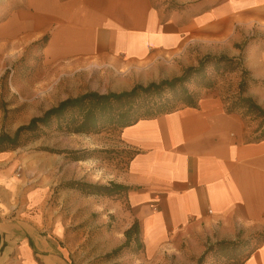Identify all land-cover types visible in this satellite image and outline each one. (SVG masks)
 Segmentation results:
<instances>
[{"label": "crops", "instance_id": "crops-1", "mask_svg": "<svg viewBox=\"0 0 264 264\" xmlns=\"http://www.w3.org/2000/svg\"><path fill=\"white\" fill-rule=\"evenodd\" d=\"M172 1L166 9L153 0H24L0 20V38L28 44L46 37V63L133 75L208 39L231 48L251 26L264 36V0ZM120 140L133 151L115 181L129 188L124 230L137 221L147 252L185 242L197 257L200 244L238 240L254 248L243 264H264V139L244 140L241 118L226 112L221 97L138 120L120 130ZM14 197L0 187L1 253L22 264H62L66 247L46 229L26 216L4 221Z\"/></svg>", "mask_w": 264, "mask_h": 264}, {"label": "rangeland", "instance_id": "rangeland-1", "mask_svg": "<svg viewBox=\"0 0 264 264\" xmlns=\"http://www.w3.org/2000/svg\"><path fill=\"white\" fill-rule=\"evenodd\" d=\"M24 0H0V20L11 10L23 5ZM166 9L175 6L172 0H153ZM42 42L28 44L4 41L0 38V133L12 134L32 117L40 116L58 102L84 93L122 92L134 85H147L181 75L187 67L197 66L204 56L224 55L241 61L249 71L245 96L259 105L264 102V36L257 28L243 30L239 43L225 50L217 49V40H205L202 46H191L185 55H165L127 73V68L117 72L109 66L97 65L91 70H72L63 63L49 64L43 59ZM208 75L216 78L212 90H201L204 95H218L230 103L239 96L238 84L241 70L217 72L206 68ZM217 75V76H216ZM189 87L194 89L193 84ZM243 122L244 140H255L262 127L260 119L235 112ZM119 127L105 126L89 134H69L56 128V122L44 129L43 135L15 150L0 152V187L14 194L4 221L26 216L31 223L50 232L59 245L66 247L62 264H196V254L184 251L185 242L175 247L147 252L135 243L115 257L107 254L125 241L127 223L123 194L91 195L65 188L69 181L93 185L116 183L127 167L133 151L123 146ZM55 151H79L86 156L72 161L66 154ZM110 180V181H109ZM109 203V207H108ZM121 240L118 239H123ZM182 240V239H181ZM203 245V252L209 245ZM108 249V250H107ZM202 252V253H203ZM206 264H228L207 258ZM236 263V262H235ZM0 264H22L15 253H0Z\"/></svg>", "mask_w": 264, "mask_h": 264}, {"label": "trees", "instance_id": "trees-1", "mask_svg": "<svg viewBox=\"0 0 264 264\" xmlns=\"http://www.w3.org/2000/svg\"><path fill=\"white\" fill-rule=\"evenodd\" d=\"M41 38L38 43L45 41ZM212 66L217 72H234L241 70L242 77L238 84L239 96L230 103L223 101L227 113L240 111L244 116L260 119V135L255 140L264 139V108L253 98L245 96L249 82H257L249 78V71L244 69L241 61L224 55H207L198 61L197 66L185 68L181 75L147 85H134L128 91L98 93L90 91L77 97L66 98L55 106L45 110L40 116L32 117L27 124L20 125L12 134L0 133V152L15 150L33 140L39 139L44 129L56 122V128L69 134H89L102 130L105 126L124 128L138 120L152 118L169 113L183 106L197 107L201 99V90H212L216 86V78L208 75L206 68ZM217 76V75H216ZM193 84L194 89L189 87ZM222 99V97H221ZM66 154L72 161L83 160L86 156L79 151H55ZM65 188L79 190L91 195L123 194L126 196L129 188L117 183L109 185H93L80 181H69ZM125 241L106 257H115L128 248L131 242L136 249L143 244L140 240V229L134 221L124 231ZM264 239V235H263ZM5 247V241L0 233V253ZM254 248L248 242L238 240H223L209 245L196 264H206L207 258L217 261H227L228 264H243ZM236 262V263H235Z\"/></svg>", "mask_w": 264, "mask_h": 264}, {"label": "bare ground", "instance_id": "bare-ground-1", "mask_svg": "<svg viewBox=\"0 0 264 264\" xmlns=\"http://www.w3.org/2000/svg\"><path fill=\"white\" fill-rule=\"evenodd\" d=\"M6 193V192H5ZM7 195V194H6Z\"/></svg>", "mask_w": 264, "mask_h": 264}]
</instances>
